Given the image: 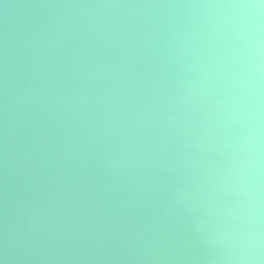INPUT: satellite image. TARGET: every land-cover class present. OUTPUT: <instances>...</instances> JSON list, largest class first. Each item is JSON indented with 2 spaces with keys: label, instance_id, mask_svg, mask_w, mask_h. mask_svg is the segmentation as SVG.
<instances>
[{
  "label": "clouds",
  "instance_id": "clouds-1",
  "mask_svg": "<svg viewBox=\"0 0 264 264\" xmlns=\"http://www.w3.org/2000/svg\"><path fill=\"white\" fill-rule=\"evenodd\" d=\"M0 264H264V0H0Z\"/></svg>",
  "mask_w": 264,
  "mask_h": 264
}]
</instances>
